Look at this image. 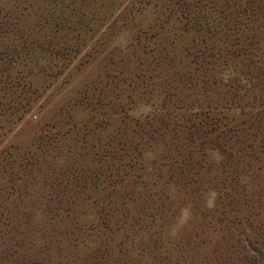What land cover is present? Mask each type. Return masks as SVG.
Instances as JSON below:
<instances>
[{
  "label": "rangeland",
  "instance_id": "rangeland-1",
  "mask_svg": "<svg viewBox=\"0 0 264 264\" xmlns=\"http://www.w3.org/2000/svg\"><path fill=\"white\" fill-rule=\"evenodd\" d=\"M0 264H264V0H0Z\"/></svg>",
  "mask_w": 264,
  "mask_h": 264
},
{
  "label": "trees",
  "instance_id": "trees-1",
  "mask_svg": "<svg viewBox=\"0 0 264 264\" xmlns=\"http://www.w3.org/2000/svg\"><path fill=\"white\" fill-rule=\"evenodd\" d=\"M241 15H242V14H240V15L237 14L236 21L238 20V18H239ZM245 20H246V21H245ZM242 21H243V22H242L241 24L243 25L244 23L246 24L248 21H251V20L248 18V16H245V17L242 19ZM245 24H244V25H245ZM247 25H248V24H247ZM210 53H211V56L216 55V54H215L216 52H214V50L211 51Z\"/></svg>",
  "mask_w": 264,
  "mask_h": 264
}]
</instances>
